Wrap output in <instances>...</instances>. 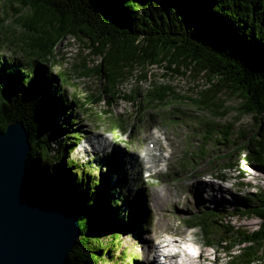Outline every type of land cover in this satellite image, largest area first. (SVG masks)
<instances>
[{"label": "trees", "instance_id": "trees-1", "mask_svg": "<svg viewBox=\"0 0 264 264\" xmlns=\"http://www.w3.org/2000/svg\"><path fill=\"white\" fill-rule=\"evenodd\" d=\"M10 1L16 23L29 38L24 50L29 57L23 63L12 54H0V131L13 120L23 121L36 178L58 188L75 209L82 234L69 264H113L107 262L109 248L120 243L118 228L134 218L136 202L126 198V180L117 190L112 187L110 169L94 186L90 175L69 181L74 176L63 171L65 164L75 165L69 155L81 130L73 133L72 128L64 135L66 126L77 125L73 107L79 100L68 98L63 73H53L56 55L64 59L69 50L76 51L69 67L61 65L73 70L70 78L102 79L100 93L87 97L89 101L110 105L121 97L131 100L145 122L151 109L168 114L171 121L169 114L191 103L210 116L202 123L204 146L213 139V144L236 145L243 151L244 165L264 170V0ZM81 54L82 70L76 74L74 60ZM151 67L165 68L164 79L176 74L201 79L205 86L192 88L195 94H180L171 82L153 79ZM133 75L136 88L120 94L119 87ZM228 97L238 98V106L227 105ZM233 109L251 116L252 132L236 128V120L220 121ZM204 146L197 153L205 155ZM229 155L223 158H229L224 168L238 169L241 156L234 160ZM51 163L60 164L66 176L50 175ZM243 172L238 170L239 175ZM217 175L224 177L223 172ZM234 216L260 222L247 230L233 225ZM186 222L198 228L207 246L220 248L228 264L264 263V190L231 210L206 207Z\"/></svg>", "mask_w": 264, "mask_h": 264}, {"label": "rangeland", "instance_id": "rangeland-1", "mask_svg": "<svg viewBox=\"0 0 264 264\" xmlns=\"http://www.w3.org/2000/svg\"><path fill=\"white\" fill-rule=\"evenodd\" d=\"M12 6L14 5L10 0H0V54L7 58H10L12 54L26 63L29 56L24 50L29 38L25 36L23 27L16 23V15ZM62 44L65 43L62 42ZM56 51L61 53L62 45L57 47ZM75 52L73 49L72 54ZM83 55L81 54L74 60L77 66L76 74H81L82 65L79 62ZM56 57L53 73H63L62 77L66 83L64 88L68 98L72 100L75 96L80 106L73 107L77 125L73 127L68 125L63 130L65 136L70 134L72 128L73 133L75 130H81V139L69 155V159L75 165L65 164L63 171L74 176L73 178L67 177L69 181L76 179L78 175H83L85 178L90 175L94 186V183H99L102 175L110 169L109 179L112 187L117 190L123 180H126L124 189L128 195L126 198L128 202L133 200L136 202L135 216L127 224L124 223L118 228L120 243L116 242L109 248L107 262L113 264L156 262L154 258L149 262L153 254V240L160 235L155 221L159 213H165L162 220L166 223L167 232L183 238L189 231L194 230V241L201 249L199 255L194 256L200 264H227V257L219 253L220 248L207 246L198 228L189 226L186 220L204 211L206 207H226L231 210L237 203L244 202L255 192L264 190V170L244 165L243 151L236 145L213 144L215 142L213 139L204 146V124L202 123L210 117L206 111L194 107L191 103H185L181 107L182 111L169 114L172 117L169 121L168 114L162 115L159 111L151 109L152 116L149 121L145 122L143 115L137 114V103L131 100L121 97L110 105L105 102L106 100L99 103L89 101L87 97L100 93L102 79H91L92 81H85L78 77L72 79L69 75L73 70L70 68L62 70L60 67L64 65L62 58L57 55ZM150 69L153 72V79L171 82L180 94H195L192 88L200 86L198 87L200 90L205 86L201 79L176 74L164 79L162 74L166 69L163 67H151ZM122 84L119 87L120 94L128 92L131 86L133 89L136 88L135 75L129 79L127 84ZM139 85L147 88L146 83L141 82ZM143 93L141 91V94ZM85 100L89 102L83 107L81 104H84ZM239 103L240 100L235 97H228L226 102L227 105L233 107L238 106ZM121 119H123L122 126H120ZM229 119L236 120V128H244L248 132L253 131L250 115L240 116L233 109L220 121ZM156 142L161 144L163 159L159 165L160 172L152 173L144 165L141 166L134 155L143 154L146 148L158 147ZM54 146L56 147L54 144L52 148ZM90 146H94L93 150ZM201 146L206 148L205 155H201V151L197 153ZM85 147H87L86 150ZM54 152L52 150L51 154H55ZM226 155L234 160H237L239 155L241 156L238 169L224 168V164L229 160V158L223 160L227 157ZM239 169L244 171L241 175L238 174ZM63 171L60 164L51 163L47 168L50 175L61 179L66 176L63 175ZM221 172L224 173V177L219 180L217 178H220V175L217 174ZM81 184L82 182L79 184L80 187ZM137 184H140L139 188H136ZM161 186L169 188L174 193H179V199L175 203H168L162 208L163 210H157L151 203L152 191ZM122 206L125 208L123 203ZM231 221L236 227L247 230L255 229L260 222L255 217L242 218L239 216L232 217ZM146 226H149L148 230Z\"/></svg>", "mask_w": 264, "mask_h": 264}, {"label": "water", "instance_id": "water-1", "mask_svg": "<svg viewBox=\"0 0 264 264\" xmlns=\"http://www.w3.org/2000/svg\"><path fill=\"white\" fill-rule=\"evenodd\" d=\"M31 151L23 121L0 131V264H69L82 234L77 213L58 188L38 181Z\"/></svg>", "mask_w": 264, "mask_h": 264}, {"label": "bare ground", "instance_id": "bare-ground-1", "mask_svg": "<svg viewBox=\"0 0 264 264\" xmlns=\"http://www.w3.org/2000/svg\"><path fill=\"white\" fill-rule=\"evenodd\" d=\"M71 52H73V49H72V51H68V53L65 54L64 59H62V62L64 63V65L63 64L62 65L65 68H67V67L70 66V62L72 60V55H73ZM88 142L91 144V142L89 140H88ZM156 143H158V147H156V148H146L143 154L136 153V155H134L135 158L138 159V162L140 163V165L141 166L144 165L145 168H147L148 170H151L152 173H159L160 172L159 165H160V162L163 159V156H162V153H161V149L162 148L160 147L161 144L159 142H156ZM86 148L87 147H85V150H86ZM93 148H94V146H90V149L93 150ZM178 194L179 193H177V192L176 193L172 192L169 188H165V187H162L161 186L159 189H155L154 191H152V202L151 203L154 205V208L155 209L161 210L168 203H175V202H177V200L179 199L178 198ZM164 214L163 213H159L157 215V218L158 219L157 220L155 219L156 220L155 221V224H156L157 227H159L158 228V233L159 234L162 231H166L167 232L166 223L163 222V220H162L164 218ZM146 227H147V229L146 228L145 229L148 230V227L149 226H146ZM151 240H152V238H151ZM180 255H181V253L180 252H177L175 255H173V256L170 257V260L171 261H175L178 257H180ZM184 259L186 261H189L190 264H200L197 261L196 257L194 256V254L193 253H188L187 251H184ZM151 261H152V259L151 260L149 259V262H151ZM152 262H151V264H156V262H153V263Z\"/></svg>", "mask_w": 264, "mask_h": 264}, {"label": "clouds", "instance_id": "clouds-1", "mask_svg": "<svg viewBox=\"0 0 264 264\" xmlns=\"http://www.w3.org/2000/svg\"><path fill=\"white\" fill-rule=\"evenodd\" d=\"M193 231H189L183 238L172 232L162 231L153 240V254L150 259H155L156 264H190L184 259V251L193 253L198 245L194 242ZM180 252L181 255L175 261L170 257Z\"/></svg>", "mask_w": 264, "mask_h": 264}]
</instances>
